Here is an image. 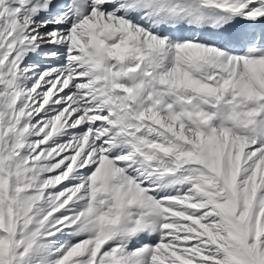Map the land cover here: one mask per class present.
I'll return each mask as SVG.
<instances>
[{"label": "snow or ice", "instance_id": "snow-or-ice-1", "mask_svg": "<svg viewBox=\"0 0 264 264\" xmlns=\"http://www.w3.org/2000/svg\"><path fill=\"white\" fill-rule=\"evenodd\" d=\"M0 264H264V0H0Z\"/></svg>", "mask_w": 264, "mask_h": 264}, {"label": "bare ground", "instance_id": "bare-ground-1", "mask_svg": "<svg viewBox=\"0 0 264 264\" xmlns=\"http://www.w3.org/2000/svg\"><path fill=\"white\" fill-rule=\"evenodd\" d=\"M41 63H44L43 61H41Z\"/></svg>", "mask_w": 264, "mask_h": 264}]
</instances>
